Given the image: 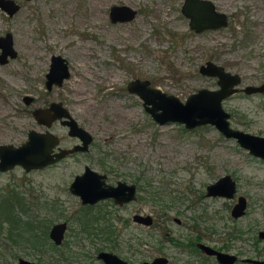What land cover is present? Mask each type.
I'll use <instances>...</instances> for the list:
<instances>
[{"label": "rangeland", "instance_id": "1", "mask_svg": "<svg viewBox=\"0 0 264 264\" xmlns=\"http://www.w3.org/2000/svg\"><path fill=\"white\" fill-rule=\"evenodd\" d=\"M19 1L21 7L13 16L0 14V32L12 31L17 51L8 63L0 64V143L16 145L27 138L28 129L43 130L33 111L51 100L65 102L73 117L94 139L88 152L77 153L43 169L26 172L16 166L0 171V188L7 191L8 183H20L17 190L22 196L42 192L49 202L58 198L54 202L65 208L64 215L72 216L80 201L67 187L73 176L88 164L107 173L111 180L137 178L142 198L128 205L127 210L138 207L140 211L154 213L176 237L186 239V236L200 234L207 238L216 232L221 235L220 244L227 243L232 229L235 232L240 228L243 230L240 234L247 235L249 228L253 236H247L254 238L257 230L264 228V158L253 156L234 138L224 136L211 124L190 129L177 122L159 124L145 110L139 96L126 89L128 80L135 77L147 78L152 85L181 100L200 87L216 88L214 77L198 71L199 64L206 59L240 72L242 85L260 83L264 80V11L258 13L259 0H214L217 10L228 14V24L197 33L190 30L188 19L180 11L182 0H69L73 12L61 26L65 28L61 38L67 40L52 42L47 47L36 46L34 50L32 47L28 50L25 44L29 39L38 43L42 29L33 21L25 31L24 16L34 17L37 6L45 12L53 8L48 5L49 0ZM114 3L136 7V17L123 23L109 22L107 11ZM65 4L62 2L59 9L63 10ZM82 8L86 12L91 10L92 23L99 21L100 15L95 11H100L103 24L109 30L104 32L96 23L85 33L69 29L75 24L72 20L77 9ZM43 17L48 15L43 14ZM50 37L46 34L43 40ZM52 52L66 58L71 70L60 86L46 91L44 75ZM40 60L46 61L44 66L36 64ZM83 72L91 75L86 86L81 82ZM25 94L33 96L29 104L23 100ZM223 106L231 113L234 127L264 135V93L236 94ZM52 131L63 137V145L76 142L59 123L53 125ZM225 173L235 178L238 192L248 200L247 214L236 220L229 217L226 210L235 197L201 195L208 183ZM151 194L158 197L152 198ZM167 204L169 206L163 208ZM164 212L180 217L182 222L177 224L172 219L165 222L161 217ZM62 219L63 216H59L55 221ZM68 223L59 252L36 253L25 246L26 243L12 244L6 237V229L0 228V264H13L19 256L41 264H98L95 246L102 243L80 232L74 235L79 227L75 220L70 219ZM163 233L158 224L152 232L153 239L159 240ZM240 240L228 241L233 243L230 251L246 255L257 253L248 241L247 249L243 250L246 241ZM164 245L163 250L174 264L201 262V254L189 252L188 247L178 250L169 241ZM258 245L264 247V239ZM157 253L143 250L135 255L119 254L138 262ZM261 257L264 258L263 249Z\"/></svg>", "mask_w": 264, "mask_h": 264}, {"label": "flooded vegetation", "instance_id": "2", "mask_svg": "<svg viewBox=\"0 0 264 264\" xmlns=\"http://www.w3.org/2000/svg\"><path fill=\"white\" fill-rule=\"evenodd\" d=\"M14 1L19 5V7L15 11H13L12 13H9V11L0 7V14H2L3 16H6V17L7 16L8 17L13 16L21 7V2L19 0H14ZM210 1L214 4L215 9L217 10V8H216L217 6L214 3V0H210ZM62 2H66L63 10L59 9V6ZM184 2H185V0H182L180 11H181V8H182ZM114 4H125V5L132 7L133 9H136V14L133 18H135L137 13H138V9L132 5H129L126 3H114ZM114 4H112V5H114ZM259 4L261 6H258V8H259L258 13L263 14L264 1L259 0ZM48 5L53 8L52 11H46L45 12V11H42L41 6L40 7L37 6V12H36V15L34 17H31L30 15L24 16V18L26 19V25H24L25 31L27 30V26L31 25V23L33 21H35L36 24L38 22L39 29H42V31H41L42 38H39L40 40L38 41V43L32 42L31 39H29L28 42L25 44V47L28 50L31 47L34 50L36 48V46L43 45L44 47H47V46H51L52 42L57 43L60 40H62V41L67 40V38L66 39L61 38V35H63L65 32V28L61 27V26L64 25V23L66 22V19L73 12L72 3L69 0H49ZM112 5L110 6V8L112 7ZM110 8L107 11V19L109 20V22H111L113 24L123 23V22H127V21H130L133 19V18H131L129 20H115L114 21V20H112V17H111ZM39 10H40V12H39ZM217 11H219V10H217ZM219 12H222V11H219ZM181 13H182V11H181ZM223 13H225V12H223ZM43 14H47L48 17H43ZM95 14L100 15L99 19H97L99 21L92 23L91 22V18H92L91 10L86 12V10L84 8L79 9V10L77 9V15L72 20L75 22V24H73V26L69 29H74L75 31H79L80 33H85V30H90L92 27V24L96 23V24L101 25L102 30L104 32H107L106 30L107 29L109 30V28L104 26L102 14L100 13V11H98V12L95 11ZM225 14L227 16V24H228L229 16L227 13H225ZM183 16H185L188 19V25H189V17L186 16L185 14H183ZM38 17H39V19H38ZM78 18H80V21H77ZM221 27H223V26H221ZM189 28L193 32L197 33V32H202V31L208 30V29H217L219 27L205 28L201 31H195L190 26H189ZM10 31L5 30L4 32H0V64L1 65L8 63L11 58H14L17 55V51H16V48L14 46L15 45L14 44L15 43L14 37H13L12 31H11V33H10ZM7 33L9 34V36H7ZM46 34L51 35L50 40L49 39L43 40V36ZM65 44H67V43L65 42ZM12 51H14V55H12ZM208 60L213 61V62L223 66L225 68V70H227L231 73H237L240 77L239 83L235 85L237 90L232 92L231 94H229L228 96H226L225 98L222 99V106L224 105V102L227 99H229L233 96H236V94H244L246 96H251V95H256L258 93H264V89L260 90V91H255V92H245L244 91L245 86H247V85H262V84H264V80L260 81V83L258 81V83H255V84L254 83H246V84L242 85L243 76L240 72L231 71L225 65H223V64H221V63H219L213 59H206L199 64L198 71L202 75L214 77L216 79V88H211V89H217V88H219L220 85L218 83V77L217 76L204 74L200 71V66ZM59 61H61L62 63H66L67 69H68V76L64 77L61 80V82H57V80H56L57 76H59L60 74L48 76L52 62L55 63V68L58 65L57 73L61 71L62 64H60ZM45 63H46L45 60H40V61H37L36 64H38L39 67H41V66H44ZM70 70L71 69L69 68V61H67L66 58H64L58 52L50 53V55L48 57L46 72L44 75L45 76L44 84H45L46 91L52 90L53 86H60L63 83V81L69 77ZM133 79L144 80L147 78L135 77V78L129 79L128 82L126 83V89L129 92L134 93L137 96H139L137 92L132 91L128 88L129 81L133 80ZM147 80H149V79H147ZM149 85L156 87V88H159L158 86L152 85L150 80H149ZM67 86H66V89H67ZM200 88H203V87H200ZM206 88H209V87H206ZM159 89L161 91H163L161 88H159ZM164 92H166V91H164ZM168 93H170V92H168ZM27 96H29L30 99H28ZM139 98L142 100V104H143V99L140 96H139ZM23 100L26 104H29L30 102L33 101V96H31L29 94H25V95H23ZM184 100H182V101H184ZM53 102H60L62 104V106L67 108L69 114L73 117L69 108L65 105V102L63 103V101H61V100H51L47 105L35 107V109L33 111V115L35 114L37 109L47 108V107L51 106V104ZM223 108L225 109L224 106H223ZM34 117H35V115H34ZM73 118H75V117H73ZM64 119H67V118L65 116H60L56 119H53L50 125H47L44 122H39L35 117V120L37 121V123L40 124L42 127H44L43 130H39V131H45L48 129L51 132H53L52 131L53 125L55 123H59L66 128L68 137L76 139V142L72 143L71 145H69V144L63 145L62 144L63 137L61 135H58L57 133L53 132L58 137V143L55 144V146L53 147L54 152H59L61 148L71 149V148H73V146L75 144H81L82 143L81 139L77 135H73V134L69 133L70 125L62 122V120H64ZM228 120L230 122V125L233 126L231 124V113H230ZM76 121H77V119H76ZM157 123H159V122H157ZM164 123H167V122H164ZM78 124L80 126H82L79 122H78ZM159 124H163V123H159ZM180 124H183V126L185 128H187L184 123H180ZM82 127H84V126H82ZM235 128H238V127H235ZM30 129H34V128H30ZM30 129H28V132ZM85 129H87V128H85ZM239 129H241V128H239ZM28 132H27V138H28ZM91 135H92V140L89 143L87 149H77L75 151L65 153V155L61 156L60 158L56 159L55 161H53V162H51V163H49L43 167L32 168V169L27 170L22 165L16 164L9 169L0 170V171L5 172V171H9V170L13 169L16 166H21L24 171L29 172L31 170L43 169L45 167L51 166V165L56 164L62 160H65L66 158L74 156L77 153H86L89 151L90 145L92 144L93 139H94L92 133H91ZM258 135H260V134H258ZM0 144H4V143H0ZM253 156H255V155H253ZM256 157H258V156H256ZM259 158H261V157H259ZM101 163L104 164L105 160H104V162H103V160H101ZM86 165L89 166L90 168L94 169L90 165L85 164L83 167V170L80 173H76L73 176V179L70 181V183L68 184V187H67L68 191L72 195L77 196L79 201H80V206L78 207V209L75 210V212L72 213V216H67V215L65 216L64 215V209L65 208L63 206L61 207L60 206L61 204H59L58 202H54V200H56L58 198H56L54 200H50L51 202H49V199L47 197H44L42 192H37L34 195L36 203H31L28 210H26V209H25V211H22L19 209L15 210V213L21 217L20 219L16 218L17 221L21 220L20 222H18L17 225L12 224L8 220V218H0V228L6 229V237L9 239V241L12 242V244L22 245L23 243H26L28 245H25V246L33 248L36 251V253H38V252L44 253L46 251L49 252L51 250L59 252L60 251L59 247L62 245L63 242H65V240H64L65 234H66L68 227H69L68 222L71 219V220H75L76 224L79 227L78 231L74 230V235L77 236L78 232H80L83 235H85V237H87L88 239L93 240V238H97L100 241V243H102L101 246H99V245L95 246V248H96L95 258L99 260L98 264H104L105 263L103 258L99 257V253L101 251L112 252V253L116 254L117 256H119L120 258H122V259H124L130 263H133V264H139L140 262L145 261V260H152L153 258L158 257V256H162V257H165L167 259V261H165L164 264H174L171 261L170 256L168 254H166V252L163 250V247H166L164 244L168 241L172 246L176 247L178 250H183V249L188 247V249L190 250L189 252L200 253L202 256L200 264H262L259 262H264V258L261 257L262 249L264 250V247L258 245V243L264 239V235L260 234V232L264 231V228L258 229L256 232V236L254 238L248 237L249 235L253 236V234H251L252 230L249 228H247V235L248 236L240 234L243 231L240 228H236L235 232H233V229H232L231 233L228 235V237L226 239L227 243L218 244V241L220 242V237H221V235L219 233L215 232L207 238L206 237L202 238L200 236V234H197L194 237L186 236V239L184 236L176 237V235H174L172 232L173 230L171 228H168L166 223L161 224L159 222V218H157L154 213L140 211V209H138V207H136V209L127 210L128 205H130L131 203H137L138 199L142 198V195L139 193L141 186L138 183L139 180L137 178H134L133 180H129L126 178L118 177L115 180H111V179H108L107 173L94 169L98 173L104 174V176H105L104 177V184L105 185L107 184V185L116 187V186H118L119 182L122 183L121 187L123 188V191L120 194V196L122 195L121 201L118 202V201H116V199L113 195H109V196L99 197L94 202H82V200L78 194H75V193L70 191L69 186L72 183V181L75 179L76 175L81 174L85 171ZM225 174H229V173H225ZM231 177L235 180V178L232 175H231ZM210 183H212V182H210ZM210 183H208V184H210ZM235 183H236V191L232 197H227V196H222V195H208L206 187H205V190H202V193H201V195L204 197L219 196V197H225L228 199H233L235 197L234 202L231 204V206L228 205V208H226L227 215H229V217L234 218L233 220H236L239 217L245 216L247 214V207H248L247 206L248 205L247 197L244 194H241L240 192H238L236 180H235ZM19 184L20 183H8L6 188L10 189L14 185H19ZM131 184L134 185V189H133L134 197H130L128 199H125L123 194L126 192H129L130 188L128 187V185H131ZM98 187L99 186H94V187L90 186V188L92 190H97ZM32 190H34V189H32ZM23 193L24 192H22V194ZM240 195L245 197L246 203H245L243 213H241L240 215H235V214H233V207H234V204L238 201V197ZM198 196H196V198H198ZM151 197L155 198L158 196L151 194ZM45 205H47V206L45 207ZM168 206L169 205L167 204V205L163 206V208H166ZM135 215L150 216V220H149V222H144L142 220L136 219L134 217ZM11 216H12V214H11ZM59 216H63L64 219L55 221L57 218H59ZM45 217H46V223L48 224L46 231H47V238H48L49 244H47V245H44L42 240H40V238L38 237V234H40L43 230V226L45 224ZM161 217L164 218L165 222H167L170 219L174 220L177 224H180L182 222L180 217L170 216L166 212H164ZM62 221L66 222L65 230L63 232V237L61 239V242L56 243L50 237V230H51V227L55 223L62 222ZM158 224L161 225V227L164 230V233L160 236V239L157 240L158 241L157 242L153 239L152 232ZM194 226L196 227V225H194ZM235 233H237V234H235ZM119 238H121L122 242H119ZM236 238H240L242 241H246L245 247L243 250L247 249V241H248L249 245H251L252 248L255 249V252H257V253L255 255H246L244 252L242 254L239 251H235V252L230 251L229 248H230V246L233 245V243H229L228 241H231V240L236 239ZM103 243H105V244H103ZM201 243L206 244V245H208L211 248H214L216 250H220V251H223V252H226L229 254H233V255H235V259L229 263L222 262L217 258L216 254L208 253L207 251H205L200 246ZM24 247H22V248L24 249ZM143 250H146L149 252L157 251L158 253L149 259L138 260V262L128 260L119 254V253L124 254V252H129L130 254L135 255L138 253H143ZM20 258H25V259H28L31 261H35L38 264H41L39 261H37L35 259H29V258H26L24 256H19L17 262H14L13 264H20L19 263ZM253 260H256V261H253ZM189 263L190 262L187 261L185 264H189Z\"/></svg>", "mask_w": 264, "mask_h": 264}, {"label": "water", "instance_id": "3", "mask_svg": "<svg viewBox=\"0 0 264 264\" xmlns=\"http://www.w3.org/2000/svg\"><path fill=\"white\" fill-rule=\"evenodd\" d=\"M0 7L12 13L19 5L14 0H0ZM181 11L189 17V26L195 31H201L205 28H216L227 24V16L223 12L215 9L210 0H185ZM112 20H129L136 14V9L125 4H114L110 8ZM7 36L9 34L7 33ZM14 55V51H12ZM62 69L58 71V65L52 62L48 76L60 74L57 76V82H61L64 77L68 76L67 64L62 63ZM200 71L204 74L218 77L219 88H199L187 95L184 101L173 93L161 91L159 88L149 85V80L133 79L128 83V88L138 93L143 99V105L151 117L159 123L178 122L184 123L187 128L203 124H211L224 136L235 138L237 142L248 151L258 157L264 158V135L254 134L230 125L228 120L230 113L222 106V99L236 91V84L239 83L240 77L237 73H231L225 68L213 61H206L200 66ZM49 83V82H48ZM264 89L262 85H247L245 92H255ZM30 99L29 96H27ZM35 117L39 122L50 125L53 119L65 116L67 119L62 122L70 125V134L77 135L82 143L75 144L71 149L61 148L59 152H54L53 147L58 143V137L50 130L39 131L30 129L28 138L23 142L14 145L12 143L0 144V170H6L16 164L22 165L25 169L43 167L65 153L77 149H87L92 140L91 133L80 126L73 118L66 107L60 102H53L51 106L44 109H37ZM104 174L98 173L89 166H85V171L75 176V179L69 186L71 192L78 194L82 202H94L102 196L113 195L116 201H121V192L123 191L122 183L113 187L104 184ZM90 186H99L97 190H92ZM129 192L124 193V198L134 197V185H128ZM208 195H222L232 197L236 191L235 180L230 174H224L218 177L214 182L206 186ZM133 194V195H132ZM245 197L240 195L238 201L234 204L233 214L240 215L245 207ZM138 220L149 222L150 216L135 215ZM66 222L55 223L50 230V237L56 242H61ZM264 235V231L260 232ZM200 246L208 253L216 254L222 262H232L235 255L211 248L201 243ZM99 257L103 258L104 264H133L116 254L107 251H101ZM167 259L162 256L145 260L139 264H164ZM256 261V260H253ZM20 264H38L25 258L19 259ZM264 264V262H259Z\"/></svg>", "mask_w": 264, "mask_h": 264}, {"label": "trees", "instance_id": "4", "mask_svg": "<svg viewBox=\"0 0 264 264\" xmlns=\"http://www.w3.org/2000/svg\"><path fill=\"white\" fill-rule=\"evenodd\" d=\"M19 185H14L7 191H4L2 188H0V218H8V220L14 225H17L18 222L21 221L16 220V218L20 219L21 217L15 213V210L19 209L25 211V209H29L31 203H36L35 197L33 195L27 197L20 194V192L17 190V187ZM46 206L47 205H45V207ZM47 227L48 224L46 223L45 217L43 230L40 234H38V237L40 238V240H42L44 245L49 244L46 231Z\"/></svg>", "mask_w": 264, "mask_h": 264}, {"label": "bare ground", "instance_id": "5", "mask_svg": "<svg viewBox=\"0 0 264 264\" xmlns=\"http://www.w3.org/2000/svg\"><path fill=\"white\" fill-rule=\"evenodd\" d=\"M81 80H82L81 82H84V86H86L87 85L86 83L91 80V75H89L88 73L83 72L81 74ZM81 86H83V85H81Z\"/></svg>", "mask_w": 264, "mask_h": 264}]
</instances>
